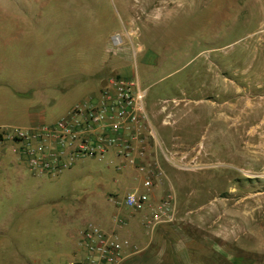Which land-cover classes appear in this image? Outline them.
<instances>
[{
  "label": "rangeland",
  "instance_id": "rangeland-1",
  "mask_svg": "<svg viewBox=\"0 0 264 264\" xmlns=\"http://www.w3.org/2000/svg\"><path fill=\"white\" fill-rule=\"evenodd\" d=\"M115 48L146 90L153 193L173 194L172 217L148 227L113 202L141 179L115 157L39 177L7 148L0 264H67L91 226L137 246L119 264H264V0H0V78L20 71L31 86L0 110L23 125L28 107L66 115L95 94Z\"/></svg>",
  "mask_w": 264,
  "mask_h": 264
},
{
  "label": "built area",
  "instance_id": "built-area-1",
  "mask_svg": "<svg viewBox=\"0 0 264 264\" xmlns=\"http://www.w3.org/2000/svg\"><path fill=\"white\" fill-rule=\"evenodd\" d=\"M145 95L138 80L111 77L97 96L73 105L52 123L26 129L0 126V152L11 149L34 175L52 177L81 157L100 159L113 148L117 170L133 168L141 175L138 187L113 202L144 211V224L154 227L172 217L175 200L171 193L152 198L157 167L146 146H151L155 133L145 110ZM79 241L88 255L69 264H119L125 251L137 247L95 226L80 230Z\"/></svg>",
  "mask_w": 264,
  "mask_h": 264
},
{
  "label": "crops",
  "instance_id": "crops-1",
  "mask_svg": "<svg viewBox=\"0 0 264 264\" xmlns=\"http://www.w3.org/2000/svg\"><path fill=\"white\" fill-rule=\"evenodd\" d=\"M47 52H50L51 49H46ZM110 51H114L115 52V56H114V63H107V61L105 62L104 61V64L101 65L96 71V76H97V79L99 81V85H98V88H97V91L95 92V94H93V96L91 97H94V96H97L99 94V91L100 89L102 88L101 86V82H103L104 80H106V82L109 80V78H107V74L110 73L111 71H115L117 73L116 76H120V77H124V78H127V79H131L128 77V66L125 62L131 60V57H129L127 55V53L121 49V48H115L114 50H110ZM121 60V61H119ZM122 61L124 63H122ZM2 66L0 65V74L2 72ZM7 72V71H6ZM106 84V83H105ZM5 85H10L11 89H10V92H7L6 90L2 89L1 87L2 86H5ZM38 85H45L44 83H40ZM105 86V85H104ZM29 81H28V78L25 77L23 74H21V72L19 71L18 74H16V76H14V79L10 77V71H8L6 73V75L4 77H1L0 78V99H3V100H6L9 96L12 97V93L14 94H17V95H25V94H28L27 91L29 89ZM39 98L44 100V94L41 92V94H39ZM90 98V97H89ZM26 112L24 113H21V114H17L19 116H17L16 119H19L20 121H26L27 122V125H23V124H19L18 123H12L10 122V119L9 117H7V112L4 110V109H1L0 110V126H5V127H9V128H29L31 126H35V125H38V124H41V123H52L54 121H56L57 119L61 118V117H58L54 120H51V121H46L44 115L42 114H37L36 112L30 110V108L28 107L26 110ZM63 117V116H62ZM106 155H109V156H112L113 158L115 157V150L112 148L109 150L108 154ZM105 155V156H106ZM20 160V159H19ZM21 163H25L23 162L22 160H20ZM26 165V164H25ZM27 166V165H26ZM128 169V168H126ZM156 195L153 193V196L152 198L153 199H156L155 198ZM134 210V209H133ZM136 211H139V210H136ZM75 242L76 243H73L72 244V249L69 253V255L67 256L68 257V261H67V264H69V262L71 260H74V259H77V260H80V259H84L85 257H87L88 255V252H87V249L86 247L84 246V244H82L80 241H79V237L78 239L75 238Z\"/></svg>",
  "mask_w": 264,
  "mask_h": 264
},
{
  "label": "water",
  "instance_id": "water-1",
  "mask_svg": "<svg viewBox=\"0 0 264 264\" xmlns=\"http://www.w3.org/2000/svg\"><path fill=\"white\" fill-rule=\"evenodd\" d=\"M106 83V80H104L103 82H101V86L103 87Z\"/></svg>",
  "mask_w": 264,
  "mask_h": 264
}]
</instances>
